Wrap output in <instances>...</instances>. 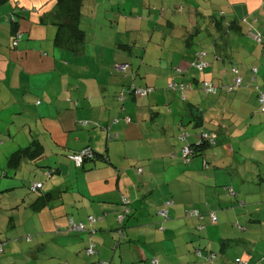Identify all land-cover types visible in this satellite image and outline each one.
<instances>
[{
    "label": "crops",
    "instance_id": "0c3cea01",
    "mask_svg": "<svg viewBox=\"0 0 264 264\" xmlns=\"http://www.w3.org/2000/svg\"><path fill=\"white\" fill-rule=\"evenodd\" d=\"M114 1L119 5L120 0H83L80 26L85 39L89 36L88 31L95 29L92 40L94 52L100 47L97 54L104 56L95 58V62L87 57L86 40L77 50L69 45L57 47L54 44L56 26L53 14L57 0H7L0 5V239L6 241V246L10 248L9 255L0 260L4 261L3 264H10L9 259L14 260L12 264H91L90 258L95 257L97 262L102 260L105 263L113 259L114 264H153V260L156 264H188L190 253H193L201 260L195 264H263L264 232L256 235L253 231L264 227V202L261 199L264 195L261 194L258 203H250L254 212L247 210L248 213H244L246 224L237 226L242 231L241 237L228 240L208 234L207 231L201 233L203 227L195 225V221L186 216L190 210L186 205L198 200L199 196L180 187L184 181L190 186L192 183L205 185V180L210 177L206 172L200 175L202 163H195L199 167L196 169L191 165L192 159L181 158L180 148L183 146L176 151L171 135H167V125L162 128V137H158L160 141L155 140L158 142L153 143L154 154L144 159L145 164L138 172L146 174L143 181L130 175L127 180H121L122 173L118 169L121 163L113 156L119 155L123 161L131 158L127 146L131 141H140V138L131 137V134L137 135V132L123 129L130 123L113 118L119 113H127V106L134 102V116L144 107L140 118L151 121L158 114L156 109L161 100L153 91L148 95H153V101L142 108H138L135 97L130 95L120 100L122 88L131 85L153 86L147 81L137 86L133 81L129 84L128 70L139 67L133 63H128L123 79L116 77L119 71L115 64L129 62L126 57H119V54L127 51L132 44L126 45L103 33L101 19L108 10L102 11V3H108L112 8ZM153 1L156 5L160 2L159 9L153 7ZM170 1L124 2L128 6L126 15L114 12L117 23L122 18L125 22L129 19H141L144 23L154 21L157 25H166L175 30L172 17L169 16L171 12L167 14ZM184 3L188 5H176L174 10L180 14V20L186 19L185 25L179 28L182 58L186 60L182 61L184 65L179 66L187 68L184 61L192 62L195 53L199 52L192 48L194 38L205 32L214 48V56L204 61L207 60V55L201 50L204 53V67L202 71L196 70L203 74L201 81L210 80L219 85L222 78L229 79L227 82L232 83L237 77H241L243 82H247L246 85L256 83L257 79L264 85V0H185ZM10 11H15L16 23L13 25L4 19V15ZM109 11L112 13L113 10ZM108 16L105 14L104 19ZM133 26L132 31L135 32L136 26ZM97 27L101 28L98 35ZM250 29L259 34V42H253L246 35ZM150 34L149 43L156 32ZM15 35L18 38L13 46L11 42ZM157 38L161 43L157 41L156 44L162 45L163 35L158 34ZM127 39L131 42L133 37L130 35ZM141 62L146 65L143 60ZM172 62L170 60V64ZM107 65H113V69ZM179 66L176 68H180ZM238 71L240 75H237ZM252 72H255L253 77ZM93 76L97 78L94 79ZM100 76L107 79L100 80ZM198 83L199 80L192 79V83L187 85L189 91ZM248 93L249 90L243 92L239 89L231 97V105L236 104L238 108L230 111L226 117V113L222 118L219 117L220 124L205 119L198 104L188 103L185 108L194 128L221 134L223 137L218 143L214 135L213 149L204 150V157L209 159L211 165L223 166L224 175L229 174L230 177L233 176L232 160L237 154L232 141L235 137L240 143H235L238 153L241 147H248L257 159L260 153L263 157L261 160H264V129L258 128L247 136L250 120L237 112L244 107L241 103L244 104L248 99ZM256 101L258 102L257 98ZM128 109L131 108L128 106ZM126 118L131 120L132 117ZM207 124L216 125L217 130L206 129L205 127L210 128ZM178 126L181 129L183 122ZM184 134L188 144L197 141L191 135ZM194 136L198 137L196 133ZM168 138L170 143L168 140L163 143ZM112 139H122V143L111 144L109 141ZM87 147L104 158L85 161L81 167H75L70 154ZM17 155L19 157L10 163L11 158ZM240 156L243 159L241 153ZM158 157L162 158L161 163L167 167V173L163 168L160 178L157 177L158 170L153 166ZM256 161L258 160L252 162L257 166V175L254 176L259 183L264 182V176L258 174L259 161ZM46 168L56 170L48 180H44L43 172ZM196 175L199 176V181L194 180ZM212 175L216 177V172ZM31 180L44 181L42 189L39 193L36 192L37 197L29 195L27 185ZM124 188L128 189L126 193ZM47 193L54 199L46 207L33 210L30 204ZM124 196H128L126 198L130 202V213L124 220V232L118 241L114 236L118 225L109 224L114 219L112 214L119 212V202ZM45 208L48 213L42 214L41 211ZM162 208L169 216L166 221L157 214ZM209 214L215 215L214 212ZM88 215H96L97 220H102L94 225L98 229L94 235L63 231L70 220L86 223ZM197 219L202 220L199 217ZM56 225H59L57 228L62 232H46ZM130 229L132 231L128 232ZM156 230L163 234H156ZM29 233L32 234V241L27 245L22 237ZM47 233L48 236L45 237L43 234ZM126 237L128 239L123 247L127 251H119L120 259L115 258V253L111 254L109 247L117 242L113 250L120 249L122 240ZM90 240L96 242V255L93 257L84 253ZM229 241L231 249L243 248L233 256L232 261L227 257ZM218 247L219 250L216 251ZM238 259L241 260L240 263H236Z\"/></svg>",
    "mask_w": 264,
    "mask_h": 264
},
{
    "label": "rangeland",
    "instance_id": "374dc122",
    "mask_svg": "<svg viewBox=\"0 0 264 264\" xmlns=\"http://www.w3.org/2000/svg\"><path fill=\"white\" fill-rule=\"evenodd\" d=\"M128 1L130 0H120L118 1L119 5H116V1H114V5L112 6V8H110L108 3L103 2L102 11L108 10V12L103 13V18L101 17L102 18L101 21L103 22L104 25L103 33L105 36L116 38L119 42L121 41L126 45H130V43L132 44L131 47L129 48L130 50L128 49L127 51H123L122 53L119 54V57H126L129 63H133L134 66H139L137 69L136 67L135 68L132 67L131 69L128 70L129 71L128 76H130V78H128L129 84L133 81L137 86L144 84V82L147 81L150 83V85L153 86V94H158L161 100L158 104L159 107L156 109L158 114L153 119H151V121L143 120L140 117L143 116L142 112L144 107L142 108V106L144 105L149 106L148 102L151 103L153 101L151 100V97L153 95L151 97L150 96L142 97V98L135 97L136 105L138 106V108H142L140 112L136 113V116H134L133 114L134 102H130V105L128 106L131 109H128L127 106V113L124 114L119 113L113 118V120L118 118L122 122L125 121L126 117H130V118L132 117L133 118V120L131 118L132 122L129 125H127L128 127H123V129L128 130L129 132H135V133L137 132L138 133L137 135L133 133L131 134L133 135L131 137L140 138V141H134V142L131 141V144H128L127 146V152L129 154L131 153V158H127L126 161H123L124 159L121 160L119 155L113 156L115 158L117 157L116 160H119L120 161L119 163H121V166L118 167V169L122 173L121 180L126 179L130 175V176H137L141 181H143L142 179H144L146 174L138 173L139 171H137V169L143 168L145 164L144 159H148L149 157H151V155L154 154L155 146H153V143L160 141L158 137H162V128L165 125L169 127L168 130L169 132L167 133V135H171L172 138L171 142L172 144H174V146H176V151H178L180 146L187 145L188 143L187 140L186 141L180 140V137L185 135L184 133H187L188 136L191 135L193 140H195V138L197 139V141L199 140L198 137L201 134L202 130L199 128H194L193 122L192 121L189 122L188 112L185 109L188 103H194L196 106L198 104L200 107L199 110L204 113V118L210 119L213 122L215 121L217 122V124H220L219 117L222 118V116L225 113L226 114L224 117H226L230 111L231 112L235 111V109H237L238 106H236V104L231 105V103L233 102V100H231V97H227L225 95H216V96L206 95L202 87L203 86L202 82L203 81L211 82V81L210 80L201 81L200 79L203 76L201 72L191 69L183 74V71L180 72V70L176 68V66L182 64L183 60H186V58L185 59L182 58L183 56L182 42L179 40L181 34L179 28L185 25L184 23L186 19L180 20L179 19L180 14L175 13L174 10L176 5L177 6L188 5L184 3L185 0H171L170 4L167 5L169 9L167 11V14L171 12L169 16L172 17V22L175 25V30L170 29L166 25L164 26L160 24L157 25L154 21L144 23V21H142L141 19H137V20L129 19L128 22L127 21L125 22L123 21L124 19L122 18V20L119 21L118 24L116 17L117 15L115 13L119 11L120 13H124L126 15L128 6L127 4L124 5V2L128 3ZM153 3H154L153 6L154 8H158V9L160 8V2L157 5L155 4V1H153ZM110 9L113 10L112 11L113 14L111 13V11H109ZM105 14L107 16L109 14L112 15L104 19ZM200 23L201 22L199 21L198 24ZM133 25L136 26L134 29L135 32L132 31V29L134 28ZM89 31H88L89 36L85 39L88 44L87 57L90 58V61L95 62L96 61L95 58L97 57L102 58L104 56L97 54V52L100 50V47L96 49V52H94V43L92 42V40L95 36V29L93 31L90 32ZM100 31L101 28L97 27L96 35L100 34ZM153 31H155L156 34L152 37V40L149 43L148 39H150L149 38L151 37L150 33H152ZM158 34H162L164 37V43L162 45L156 44L157 41L161 43L160 41L161 36H159L160 39L157 38ZM130 35L133 37L131 42H129L127 39V37ZM206 36L207 35L205 34V32L198 34L194 38L195 44L192 47L194 51H199V52H202L201 50L205 51L207 55L206 57L207 60L204 61H208L209 58L212 59L214 56V50H213L214 48L212 47L210 38ZM88 41H90V43ZM11 43H13V41ZM41 55H43V52H41ZM141 60H143L146 65H142ZM170 60L173 61L172 62L173 64H170ZM184 62L186 63V67L188 68L190 62H188V60ZM107 67L113 69V65L112 67L107 65ZM103 68L106 69L104 64H103ZM124 75L125 74L118 72L116 74V77L120 78L121 80V78L123 79ZM93 77L94 79L97 78L96 76ZM99 79L106 80L107 78L100 76ZM192 79L199 80V83L196 87L193 86L192 90L189 91L187 85L192 83ZM128 80L126 79L127 82ZM228 80L229 79L224 80L222 78V81L220 83L231 85L232 83L231 82L228 83L227 82ZM257 80L258 81H256V83L255 82L249 83L247 87H245L244 89H240L243 92L244 90H249L248 99L245 100L244 104L241 103V105L244 107H242L240 111H237L245 119L248 117L250 120L251 125L248 128L249 131L247 133V136H249L252 132L257 131L258 128L264 129V114L258 112L259 105L257 104L256 101V93H254L255 92L254 86L259 85L260 88L262 89V92H264V85L261 84L259 79ZM91 81H93V79ZM85 82H90V81H85ZM182 83L185 84V88L186 90H188L185 92L184 95V98H186L185 100L181 98L182 97L181 91H179V89L175 90V88L177 87L172 86V84H176L177 86H179L182 85ZM246 83L247 82L244 81V85H246ZM211 84H213V82H211ZM119 110H120V106H119ZM144 111L146 112L147 109L145 108ZM181 121L183 122V127L179 129L178 125L180 124ZM225 123H228V120H225ZM206 126L210 127V128L205 127L206 129L217 130L216 125L207 124ZM195 133L197 134L198 137L194 136ZM113 136L114 135L112 133V137ZM215 136L217 137L218 143H220L221 138H223L221 134L217 135L215 133ZM149 138L151 139L150 141L148 140ZM169 139L170 138L165 139L163 143H166L167 140L170 143ZM232 141L235 145V149L237 153L235 154V158L232 160L233 170L231 171L233 176L230 177L229 174L224 175L223 166H220L218 164H212V165L208 164L207 169L203 166L200 169V175L206 172V174H208L207 176L210 177V179L205 180L206 182L205 185L192 183L190 186L187 184V181H184V183H181V187H180V189L185 188L190 192L193 191L195 193V196H199L198 200H195L194 202H189L186 205L187 209H190L186 213L187 218L194 220L196 223L195 225L203 227L201 230L199 229L201 233H204L203 231H207L208 234H215L218 237H222L228 240H230V238L233 237L236 238L241 237L242 231H240L237 228V226L238 225L242 226L246 224L245 223L246 221L244 220L243 217L244 213L247 212V210L250 213L254 212L252 211L251 207L253 206L251 205L254 203H258L259 200L258 198L262 196L261 194L264 195V193H261L264 191V182L259 183L256 180L257 177L254 175H257L255 171L257 166H255V164H252L254 160H258L260 165L258 174L264 176V167L261 166L262 163H264V160H261V158L263 159L262 154L259 153L260 155L258 154V159H257V157L254 156L255 155L254 152H251L250 148L241 147L240 153L243 155V159H242L240 153H238L239 150H237L235 144V143L240 144L239 141L236 140V137ZM118 142L122 143V139H114V140L112 139V141H109V143L114 145ZM169 143H167V146H169ZM212 149L213 148H211V150ZM202 161L203 160L201 158L196 157L191 160L192 162L191 165L196 169H199V167L196 166L195 163L201 164ZM207 161L210 162L208 158ZM154 162L156 163L153 166H155V168L158 170L159 173L157 174V177L160 178L162 176L163 168L165 169V173H167V167L161 163L163 162L161 157H158V159ZM226 163L228 164V160H226ZM214 172H216V177H213L212 175V173ZM218 172H222V173H218ZM194 180L199 181L200 180L199 176L198 175L194 176ZM127 191L128 189L124 188V192L126 193ZM29 195L32 197H37L36 193H30ZM261 199L264 202V196H262ZM251 202L252 204H250ZM119 203L120 204L123 203L122 200ZM193 211H198L199 214H202L203 215L202 220H198L196 216L194 217L190 216L189 214H191V212ZM210 212H214L216 215L217 221L214 224H212V222L210 221V214H209ZM41 213L42 214L48 213V209L47 208L43 209ZM228 215H230L229 216L230 220H228ZM112 216L114 219H112L109 226L119 225L118 219L120 218V215L117 213V214H112ZM95 217L97 216L95 215ZM0 219H1V215H0ZM97 219H95V222L92 225L85 223L87 228L86 232H77V233L88 234V232L92 228H95L94 225L102 221ZM228 221L230 222L228 223ZM57 226L59 225L54 226L51 230H46V232H52L51 234L58 233L55 232ZM129 231H132V229L128 230V232ZM154 232L156 234H163L161 231L158 230ZM195 232L197 231L195 230ZM253 232L256 235H259V233L264 232V227L261 230L253 231ZM2 233L3 232H1V234ZM28 235H29V239L23 238V241L26 242L27 245H30V242L32 241L30 235L32 234L29 233ZM43 235L47 237L48 233ZM120 235L121 234L118 233V231H116L114 234L115 239L120 241ZM126 239L128 238L127 237L123 238L120 249L115 248V250H113V246L117 244V242H113L112 246L109 247L111 254L115 253V258H119L118 256L119 251L120 253H123L124 250L127 251V248L123 247L124 245H126L125 243ZM97 240L98 242L101 243L99 239ZM10 242H14V241H10ZM17 246H18L17 252L18 255L20 256V249L18 243ZM46 248L48 249L47 246ZM227 248H228L227 257H230L231 261L233 260V256L237 255L239 253V250L243 249L242 247H236L235 249H231L230 241ZM259 248L261 247L259 246ZM218 250L219 247L217 248L216 251ZM9 251L10 248L4 246L3 253L0 254V259L4 258L6 255H9L10 253ZM190 254L191 255H190V260H188L189 261L188 264H195L199 262L200 259L197 257L196 254L193 253ZM89 261L90 262L92 261L91 264H98L95 257L90 258ZM100 262H102V260ZM115 262L117 263V260ZM106 263L114 264V261L113 259L112 260L110 259Z\"/></svg>",
    "mask_w": 264,
    "mask_h": 264
},
{
    "label": "trees",
    "instance_id": "16d2710c",
    "mask_svg": "<svg viewBox=\"0 0 264 264\" xmlns=\"http://www.w3.org/2000/svg\"><path fill=\"white\" fill-rule=\"evenodd\" d=\"M7 0H0V5L5 3ZM82 6H83V0H57L56 2V10L53 14L54 16V21H55V26H56V34H55V38H54V44L57 46V47H61V46H64V45H69L70 47L74 48V50H77L78 47H81L82 44L84 43V40H85V34H84V31L83 29L81 28L80 26V14H81V9H82ZM15 11H10L8 13H6L4 15V19L7 21V22H10V24H15L16 21H15ZM232 24V23H231ZM231 26V25H230ZM248 33V32H247ZM19 35V34H17ZM247 35V34H246ZM248 37L250 38V36L248 35ZM18 37L15 35V39L12 43L13 46H15V41ZM251 39V38H250ZM252 40V39H251ZM253 41V40H252ZM255 41V40H254ZM253 41V42H254ZM15 42V43H14ZM203 52H198V53H195L194 55V59L192 60V62L190 63L189 67L188 68H177L180 70V72L183 71V73L187 72L189 69H193V70H198V71H202V70H199L197 69L196 67H194L192 64L193 63H204L202 61V58H203ZM115 63V62H114ZM128 63H116L115 64V68L116 66L118 65H124L125 66V69L123 71H119L120 73L122 72V74H125V71L126 69L128 68ZM117 69V68H116ZM257 70V68H255ZM258 71V70H257ZM256 71V73H257ZM237 75H240L239 71H238V74ZM253 75L255 76V72H252V77ZM252 81H255L252 80ZM204 82H208L211 84V82L209 81H203L202 84ZM214 88H215V93H210V94H206V95H225L227 97H233L235 95V93L241 89V88H244V87H247V85H244V82L243 80L241 79V83L237 86L236 83H234L232 81V84L231 85H225V84H211ZM244 86V87H243ZM203 87V86H202ZM226 87H233L232 88V91L230 92H227L226 91ZM132 88H148L150 89V93L148 95H150L153 91V88L150 87V86H144V87H135L133 85L129 86V87H126V88H122L120 93H119V97H120V100H124V98L127 96V95H130L132 97H134L131 93V90ZM179 89V91H181V96L182 94L185 95V92L187 91L186 88H185V84L182 83V89L179 88V86L177 88H175V90ZM174 90V89H173ZM188 90H189V87H188ZM254 90L256 93V98L258 100L259 96L261 93L264 94V92H262V89L260 88L259 85H256L254 86ZM147 95V96H148ZM145 96V97H147ZM182 98V97H181ZM183 100H185V98H182ZM258 104V102H257ZM259 113H261L259 110H258ZM264 114V113H262ZM116 122V121H115ZM130 123H131V120H130ZM128 124V123H126ZM215 135L213 134V132H204L202 131L201 134L199 135V140L196 141L195 143H192V144H188L187 145H183V147L180 148V153H181V158L182 159H193V158H196V157H200L203 161H202V166L205 167L206 169L208 168V164L210 165V162H208L206 160V158L204 157L205 154H204V150L206 149H211L213 148V145L215 144V137L213 138H208V139H204L202 137V135ZM185 137H186V134L185 136H181L180 137V140L181 141H185ZM190 147L192 148L193 150V155L191 157H187V158H184L183 156V153H182V149L184 147ZM84 149H87L89 152H90V158H84L82 163H81V166L83 165V163L85 161H94L96 159H99L100 157L104 158L103 155H100L98 154L97 152L93 151L92 149H90L89 147L87 148H84ZM80 151H77V152H74L72 154H70V157L75 154V153H78ZM19 157V155L17 156H14L11 158V161L10 163H13L17 158ZM72 161V160H71ZM73 163V161H72ZM74 164V163H73ZM262 165H264V163H262ZM75 166V164H74ZM79 166V167H81ZM77 167V166H75ZM78 167V168H79ZM137 171H141V169H137ZM54 173H56V170L53 169V168H49V169H45L43 174H44V180H48ZM44 182V181H43ZM43 182H35V181H32V182H29V184L27 185L28 186V191L30 193H36V192H39L41 189H42V185H43ZM35 184H39L40 185V188H36L34 191L31 190L32 186L35 185ZM54 199L53 196H51L50 193H47V194H43L41 196H39L37 199H35L33 201L32 204H30V206H32V209L34 210L35 208L37 209H42L44 207H46L50 201H52ZM122 202L119 206L120 208L119 209V212L118 214L120 215V218L118 219V222H119V225L116 227L115 231H118V233H120L122 235L123 231H124V227H125V218L128 216V214L130 213V209H129V205H130V202L128 201V199H126L125 197L122 198ZM35 209V210H36ZM162 211H165V209H160L158 211V216L163 220V221H166L169 219V216H168V219H165L163 216L160 215V212ZM166 212V211H165ZM198 212V211H197ZM190 216H193L192 215V212L191 214H189ZM216 217V216H215ZM200 218L202 219V215L200 216ZM95 219H97V217H95V215H88L86 217V223H88L89 225H92L94 222H95ZM212 222V221H211ZM212 223H215V222H212ZM78 225H81L82 226V229L81 230H73L72 227L74 226H78ZM58 227V226H57ZM55 229L56 232H62L59 228ZM87 228H86V225L84 222H81V221H69L68 224L65 226L64 230L63 231H66V232H74V233H77V232H86ZM98 229H95V228H92L88 234H91V235H94L96 232H97ZM120 235V236H121ZM25 238V239H29V235L25 236V237H22V239ZM4 246L6 247V241L4 240H1L0 239V254L3 253V249H4ZM96 242L90 240L89 244L84 248V253L86 256L88 257H93L96 255ZM91 248L92 249V254H88L87 253V249ZM199 256V255H198ZM264 258V257H263ZM8 261H11L10 264H12V262H14V260L12 259H9ZM4 261H1L0 260V264H3ZM241 260H237L236 263H240ZM245 263V262H244ZM98 264H107L105 262H100L98 261ZM154 264V263H153ZM246 264V263H245Z\"/></svg>",
    "mask_w": 264,
    "mask_h": 264
},
{
    "label": "built area",
    "instance_id": "2783aa9c",
    "mask_svg": "<svg viewBox=\"0 0 264 264\" xmlns=\"http://www.w3.org/2000/svg\"><path fill=\"white\" fill-rule=\"evenodd\" d=\"M247 35L250 36V38L254 41H257L259 42L260 41V36L259 34H257L256 31H252L251 29L248 31ZM194 67H196L197 69L199 70H202L203 67H204V63H193L192 64ZM117 70L119 71H123L125 69V66L124 65H118L116 66ZM256 71V70H255ZM234 83H236V85L238 86L240 83H241V77H237L235 80H234ZM173 87H178L176 84H172ZM179 88L182 89V85H179ZM233 88V87H232ZM232 88L231 87H226V91L227 92H230L232 91ZM203 89L205 91V94H210V93H215V88L208 82H204L203 83ZM131 93L134 97H137V98H142V97H145L147 96L149 93H150V89L148 88H132L131 90ZM182 98H184V95L182 94ZM258 105H259V110L261 113H264V94L261 93L259 98H258ZM125 122L126 123H130V119L129 118H126L125 119ZM185 136V135H184ZM202 137L204 139H208V138H213L214 136L213 135H202ZM182 153H183V156L184 158H187V157H191L193 155V150L192 148L190 147H184L182 149ZM90 152L87 150V149H83L81 150L80 152L78 153H75L71 156V160L73 161V163L75 164V166L79 167L81 166V163L83 161L84 158H90ZM36 188H40V185L39 184H35L32 186L31 190H35ZM160 215L163 216L165 219H168V216L166 214L165 211H162L160 212ZM192 215L193 216H196V217H199L201 215H199V213L197 211H193L192 212ZM210 220L212 222H216V217L214 214H210ZM73 230H81L82 229V226L81 225H78V226H74L72 227ZM87 253L88 254H92V249L89 248L87 249ZM153 263L156 264V261L153 260Z\"/></svg>",
    "mask_w": 264,
    "mask_h": 264
}]
</instances>
